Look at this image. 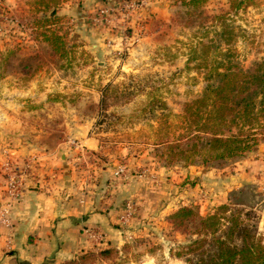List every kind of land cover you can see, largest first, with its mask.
<instances>
[{
	"label": "rangeland",
	"instance_id": "1",
	"mask_svg": "<svg viewBox=\"0 0 264 264\" xmlns=\"http://www.w3.org/2000/svg\"><path fill=\"white\" fill-rule=\"evenodd\" d=\"M133 1L138 0H122L121 4L115 0H65L58 9V20L52 23L47 18H53L54 14L52 11L45 12V4L41 0H2L0 80L13 75L19 77V83L24 84L28 81L26 67L32 46L48 52L51 66L47 75L53 81L52 95L64 99L72 97L75 102L78 101L74 104L78 108L76 110L93 117L95 137L103 146L102 153L79 149L80 153L73 155L69 151L71 156L68 160L76 172H81L79 174L83 179L89 176L90 181L93 174L90 171L106 164L113 172L106 185L108 191L105 193L108 195L117 190L119 184L128 183V176L139 175L148 169L152 180H155L154 169L164 172L161 177L167 183L169 179L176 181L175 175L184 178L191 167L208 174L223 169H226V173L233 171L234 163L246 153L207 163L199 155L192 165H188L184 159L174 157L170 147L180 134L186 133L180 118L185 104L199 98L207 84L206 62L200 44L215 40L218 49L213 48L210 56H216L225 65L230 59L232 64H238L244 70L252 69L264 59V0L248 1L238 10L231 9L235 0H207L198 9L184 5L182 0H170V30L167 28L161 34L163 38L170 36L169 40L165 39L156 47H143L134 55L130 49L142 35L132 28L134 17L148 6L132 8ZM99 3L106 6L93 13L94 6ZM79 16H94L96 25L93 24V27L97 28V39H94V35H86L73 40L72 32L77 24L73 21ZM215 16L227 18L224 22L215 20ZM104 32L109 34L106 39ZM56 35L62 36L66 45L57 44ZM31 41L37 47L31 45ZM194 48L202 50L198 59L190 62ZM224 53H229V56L225 57ZM131 58H134L139 71H130L127 67L123 69ZM4 87H0L2 95L8 94L2 90ZM61 108L59 112H67V106ZM25 109H28V103ZM165 121L169 124L165 125ZM63 137L68 139V136ZM257 138L258 146L263 150L264 129L257 131ZM76 144L72 141L69 150L70 147L79 148ZM183 146L186 148V143ZM139 161L144 165H137ZM26 165L23 164L22 168L28 170ZM33 166L31 173L35 172ZM168 169L174 174L167 175ZM197 179H185L178 184L182 187L189 184L188 188L192 190L198 183ZM98 190L103 191L104 188L98 187ZM122 196H125L122 205L126 207L132 203L136 213L121 225L134 234L118 250L120 254L114 252L107 257L89 258L80 264H195L200 258V251L192 252L189 246L196 236L174 231L169 220L182 207H192L202 216L213 214L216 208L224 204L251 209V223H258L264 236V230L260 228V211L250 202L249 194L242 196L235 193L228 203L207 207L210 192L201 191L197 196L191 194L186 205L176 204L168 216L152 219L139 217L144 208V199L132 189Z\"/></svg>",
	"mask_w": 264,
	"mask_h": 264
},
{
	"label": "crops",
	"instance_id": "2",
	"mask_svg": "<svg viewBox=\"0 0 264 264\" xmlns=\"http://www.w3.org/2000/svg\"><path fill=\"white\" fill-rule=\"evenodd\" d=\"M121 1L115 0L118 4L123 3ZM171 2L148 0L147 9L135 15L132 28L142 35L130 49L131 54L169 40L170 36L163 38L161 34L167 28L170 30ZM103 5L105 3L94 6L93 13ZM94 19V16H79L74 20L77 24L72 32L73 40L86 35H94L97 39ZM105 35L106 39L109 34ZM30 43L36 46L33 41ZM48 57V52L32 46L26 67L28 81L19 83V77L13 75L0 80V87L5 86L2 90L8 92L0 94V171L7 160L22 168L27 160L38 158L33 164L35 172L30 173L24 192L13 204L12 227L0 231V264H68L87 253L121 249L134 234L121 225L125 199L122 195L131 189L144 199V208L139 213L142 219L168 216L176 204L186 205L191 194L197 196L201 191L210 192L207 207L228 203L235 193L249 194L250 202L260 211V228L264 230V195H261L264 192V149L260 146L237 160L233 171L228 173L223 169L208 174L191 167L184 178L175 175L177 180L169 179L167 183L161 177L164 172L154 169L155 180H152L148 169L139 175L128 176L129 182L119 184L110 195L105 192L113 172L106 164L90 171H93L92 182L89 176L83 179L81 172H76L68 160L69 151L73 155L80 153L79 149L102 153L103 146L95 137L93 117L76 110L74 104L78 101L52 95L53 81L47 75L51 66ZM134 61L131 58L123 69L139 71ZM27 103L28 109H25ZM65 106L67 112H59L58 109ZM72 141L77 142L79 148L70 147L69 150ZM137 165L144 163L139 161ZM166 173L173 175L174 171L168 169ZM194 177L198 178L194 189L188 188L189 184L179 186L181 181ZM98 187L104 190H98ZM88 230L99 232L103 238L95 239Z\"/></svg>",
	"mask_w": 264,
	"mask_h": 264
},
{
	"label": "trees",
	"instance_id": "3",
	"mask_svg": "<svg viewBox=\"0 0 264 264\" xmlns=\"http://www.w3.org/2000/svg\"><path fill=\"white\" fill-rule=\"evenodd\" d=\"M231 9H240L251 0H235ZM45 12L52 11L58 20V9L65 0H41ZM207 0H182V3L195 9ZM225 16H215V20L226 21ZM47 37V36H46ZM56 43L66 45L62 36H55ZM193 49L189 61L198 59L200 51L206 62L203 94L186 103L180 118L186 133L170 147L174 157L178 156L192 165L196 156L202 155L204 163L223 161L252 151L259 145L257 131L264 129V59L250 70L238 64H224L210 51L218 46L215 40L200 44ZM61 49V48H60ZM63 49V48H62ZM223 55L229 56V53ZM229 58V57H228ZM169 123L165 121V125ZM186 143L187 147L183 146ZM252 211L239 206L224 204L213 214L202 216L192 207H182L173 213L169 220L174 231L195 235L190 251L199 252L195 264H264V236L259 224L251 223ZM119 249L107 248L98 253H87L68 264H80L89 258L107 257ZM190 262V261H189Z\"/></svg>",
	"mask_w": 264,
	"mask_h": 264
},
{
	"label": "built area",
	"instance_id": "4",
	"mask_svg": "<svg viewBox=\"0 0 264 264\" xmlns=\"http://www.w3.org/2000/svg\"><path fill=\"white\" fill-rule=\"evenodd\" d=\"M131 3L132 8L135 7L142 9L148 5V0H138ZM2 10H4L3 3L2 0H0V18L3 16L1 12ZM103 13H107V11H104ZM76 147H79V145L76 144ZM36 161L37 157L27 160L26 167H28V170L25 167L20 168L19 166H15L11 161H7L3 165L0 172V191L3 193V204L0 206V231L3 228L12 227L11 215L13 204L20 199L22 193L24 192L26 181L31 173L30 170ZM121 172L122 171L117 172V174L119 175ZM123 211L124 213L121 217V223L125 224L135 216L136 209L132 203H128L127 206L124 207ZM88 233L95 239L103 238V236L97 231L88 230Z\"/></svg>",
	"mask_w": 264,
	"mask_h": 264
}]
</instances>
